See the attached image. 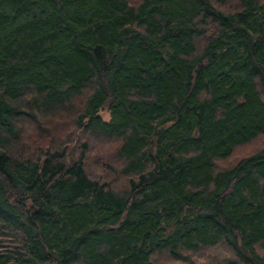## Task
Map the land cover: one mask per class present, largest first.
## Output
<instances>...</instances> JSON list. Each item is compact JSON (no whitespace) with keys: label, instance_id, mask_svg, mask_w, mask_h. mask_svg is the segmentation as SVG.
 Here are the masks:
<instances>
[{"label":"trees","instance_id":"trees-1","mask_svg":"<svg viewBox=\"0 0 264 264\" xmlns=\"http://www.w3.org/2000/svg\"><path fill=\"white\" fill-rule=\"evenodd\" d=\"M0 264H264V0H0Z\"/></svg>","mask_w":264,"mask_h":264},{"label":"rangeland","instance_id":"rangeland-1","mask_svg":"<svg viewBox=\"0 0 264 264\" xmlns=\"http://www.w3.org/2000/svg\"><path fill=\"white\" fill-rule=\"evenodd\" d=\"M100 115L102 116V118L104 120H108L109 119V114H108V112H107V110L105 108L101 110Z\"/></svg>","mask_w":264,"mask_h":264},{"label":"water","instance_id":"water-1","mask_svg":"<svg viewBox=\"0 0 264 264\" xmlns=\"http://www.w3.org/2000/svg\"><path fill=\"white\" fill-rule=\"evenodd\" d=\"M244 250V252H246V250L245 249H243Z\"/></svg>","mask_w":264,"mask_h":264}]
</instances>
